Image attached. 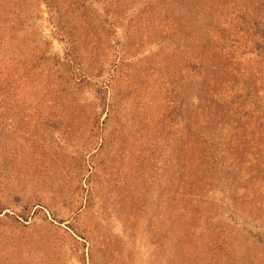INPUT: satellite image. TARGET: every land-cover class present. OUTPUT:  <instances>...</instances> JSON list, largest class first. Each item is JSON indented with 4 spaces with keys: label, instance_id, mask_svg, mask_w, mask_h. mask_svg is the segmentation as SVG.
I'll list each match as a JSON object with an SVG mask.
<instances>
[{
    "label": "rangeland",
    "instance_id": "rangeland-1",
    "mask_svg": "<svg viewBox=\"0 0 264 264\" xmlns=\"http://www.w3.org/2000/svg\"><path fill=\"white\" fill-rule=\"evenodd\" d=\"M257 10L0 0V264H264Z\"/></svg>",
    "mask_w": 264,
    "mask_h": 264
},
{
    "label": "trees",
    "instance_id": "trees-1",
    "mask_svg": "<svg viewBox=\"0 0 264 264\" xmlns=\"http://www.w3.org/2000/svg\"><path fill=\"white\" fill-rule=\"evenodd\" d=\"M236 19L244 21L243 16H237ZM253 23H255L254 25L257 26V37H259L261 40H264V11L261 12L257 10V21L254 20ZM257 115L259 117L257 121H259L261 125H257L256 130H254V128H250L251 131L249 133L244 132V134H242L239 138L235 139V141L232 143L233 146H228V149L225 151L234 150V152L237 154H244L248 151V154H251L253 157L264 153V141H262V135H264V112L257 111ZM238 129H240V127L235 128L234 131L237 132ZM254 161L256 162V160Z\"/></svg>",
    "mask_w": 264,
    "mask_h": 264
}]
</instances>
